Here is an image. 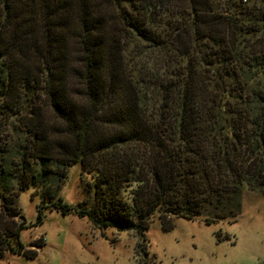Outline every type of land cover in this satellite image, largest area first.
Masks as SVG:
<instances>
[{"label": "trees", "instance_id": "obj_1", "mask_svg": "<svg viewBox=\"0 0 264 264\" xmlns=\"http://www.w3.org/2000/svg\"><path fill=\"white\" fill-rule=\"evenodd\" d=\"M73 164L95 207L50 188L40 207L143 240L264 194V0H0V215ZM23 228H0V257L36 256Z\"/></svg>", "mask_w": 264, "mask_h": 264}, {"label": "rangeland", "instance_id": "obj_2", "mask_svg": "<svg viewBox=\"0 0 264 264\" xmlns=\"http://www.w3.org/2000/svg\"><path fill=\"white\" fill-rule=\"evenodd\" d=\"M90 176L73 164L57 190L50 183L21 191L13 204L22 219L0 215V228L22 220L19 239L24 247L29 249L39 238L43 244L33 259L3 252L0 264H264V194L243 188L239 215L208 225L202 219L174 217L171 229L163 231L153 217L144 240L131 224L120 231L100 229L88 218L40 207L48 188L54 200L61 198L78 209L95 207L97 196Z\"/></svg>", "mask_w": 264, "mask_h": 264}]
</instances>
